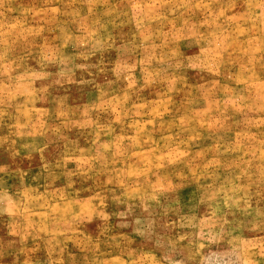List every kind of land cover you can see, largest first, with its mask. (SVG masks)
Returning <instances> with one entry per match:
<instances>
[{"label":"rangeland","instance_id":"1","mask_svg":"<svg viewBox=\"0 0 264 264\" xmlns=\"http://www.w3.org/2000/svg\"><path fill=\"white\" fill-rule=\"evenodd\" d=\"M0 264H264V0H0Z\"/></svg>","mask_w":264,"mask_h":264}]
</instances>
